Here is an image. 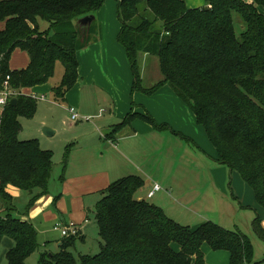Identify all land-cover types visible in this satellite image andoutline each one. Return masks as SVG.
Returning <instances> with one entry per match:
<instances>
[{
  "label": "trees",
  "instance_id": "trees-1",
  "mask_svg": "<svg viewBox=\"0 0 264 264\" xmlns=\"http://www.w3.org/2000/svg\"><path fill=\"white\" fill-rule=\"evenodd\" d=\"M105 1L0 0V22L5 24L0 30V87L8 76L11 88L19 91L44 84L60 61L64 74L52 91L64 99L77 83V52L89 44L96 20L85 30L81 19L96 15ZM117 14L118 41L133 74L132 93L151 94L169 84L203 126L216 149L214 160L239 172L264 208V0H206L199 7H189L185 0H117ZM40 20L50 23L48 30L41 31ZM158 21L162 28L156 30ZM16 49L28 53L27 67L12 68ZM143 54L159 57L163 75L146 89L140 73ZM14 98L17 103L10 99L0 114V246L4 237H11L15 244L6 254V264H26L39 247L38 231L18 214L9 188L30 193L29 209L48 192L54 152L42 148L38 139L19 137L20 118L32 117L38 100L23 93ZM136 118L159 130L170 127L148 111L132 109L107 137L118 138L124 128H133ZM144 184L141 176L127 175L101 191L104 196L95 205L102 240L99 253L75 255L69 248L76 236L64 237L61 250L41 254L39 264H205L204 243L229 251L230 264H259L247 234L214 221L197 228L183 225L163 208L137 197ZM253 227L264 240L259 215Z\"/></svg>",
  "mask_w": 264,
  "mask_h": 264
},
{
  "label": "rangeland",
  "instance_id": "rangeland-1",
  "mask_svg": "<svg viewBox=\"0 0 264 264\" xmlns=\"http://www.w3.org/2000/svg\"><path fill=\"white\" fill-rule=\"evenodd\" d=\"M105 6H107L108 10L112 12V19L114 17L118 23L117 0H107L104 7ZM147 14L151 18L153 17L150 11L147 12ZM108 15L109 13H105L104 21H106L107 25H111L110 20L107 18ZM238 18V15H235L234 24L236 32L241 31V23ZM44 21L45 20H42V22ZM99 21V19L96 20L93 28L96 24H100V22L105 25V23ZM4 27L5 25L0 22V30ZM161 28L162 22L158 21L154 26V29L159 30ZM119 32L116 34V42L122 50L121 54L123 59L120 57L119 60L115 59V61L119 64L118 67H120L121 70H124V68L120 66L123 64V60L127 62V68L130 74V78H128V80H126L123 75L121 78L122 81H119L120 86H118L117 80L111 78V80H107L108 85L106 86H108V90L96 85L94 92L91 94L86 92L87 94L84 95V102L89 108H91V110L90 113L82 114L81 109L77 108L74 103L70 101V104L67 98H57L52 91L54 86L59 85L64 74V66L62 62L57 61L54 75L43 84L47 85L48 91H40L37 93L38 102L36 112L32 117L22 116L20 118L22 130L19 137L21 139H38L42 148L51 149L54 152V167L48 186V198H51L50 196H54V194L58 195L62 191L61 187L63 183L61 181V175L65 174L64 166L66 163L71 160V162H73L72 168L77 169L86 165V161L93 159L92 157L95 156V152L93 147H90V140L96 136H101V130L98 128V125L103 126L107 124V128L109 129L108 133H111L113 130V126L111 125L122 120L121 118H117L115 114L109 110V108L113 109V103H116L121 94L123 92L126 93L129 88V102L132 101L133 96L137 95L142 97L144 101L149 98L150 104L153 106L155 111L160 112L161 115L163 112L167 119H170L173 123L187 127V131H189L182 134L181 132L175 130V128L169 124L170 122H167L169 126L174 129V132H176L173 133L171 129H167L168 134H172L173 136L170 139L171 145L174 144V150L172 151L173 154L175 153L177 157H180L181 164L191 166L195 168L194 170L199 171L198 175L202 178V181L198 182L200 186L196 189L198 194L196 201L193 203L195 206L191 204V207L194 206L198 210L199 214H203L201 218L204 220H197L194 218V214L189 213V218H185V220H182L183 222L179 223L189 225L193 228V225L196 223L202 224L206 221H214L225 228H238L251 238L255 249L254 260L259 261V264H264V240L259 237L253 227L254 219L260 213L262 214V212L258 210V213L256 214L257 211L255 212L253 207H249L248 209L240 208L239 202L237 199L233 198L231 193L233 191V172H231L226 165L219 164L214 160L216 157V149L208 139L204 128L195 122L193 110H191L188 104L180 99L176 93H174L169 84L161 86L157 91L151 94L143 90L134 91L133 94L130 93L131 86L133 85V75L130 69V63L128 62V56L123 48L124 46L118 43ZM109 41L111 42V40ZM26 56L27 54L25 51L18 49L15 53V61L14 63L12 61L11 65L14 67L27 65L25 64L27 59ZM140 64L142 66L140 72L142 85L145 89L154 86L163 79L158 56L151 54L146 56V54H143L141 56ZM126 83H128L130 87H127ZM166 88H170L173 94L167 91ZM18 92L19 93L16 96L21 94L19 90ZM42 95H44V97H42ZM97 103L98 105H96ZM71 106L76 108V112L79 115L77 120H73L71 118V113L69 111ZM132 109L140 110L143 113L148 111L144 104L141 106L139 104H135L134 102L131 104V110ZM2 110L3 107L0 106V114ZM131 110H129V112ZM164 122L166 123L165 120L163 123ZM44 126L49 127L52 130H56V134L51 137H46L42 132V128ZM66 153L67 155H65ZM65 157H67V161ZM196 167H198V169H196ZM221 168L224 169L225 178L223 176V172L220 173V171L223 170ZM70 171H72V169H70L69 172ZM215 179L218 183L224 181V188H226L225 191L219 190L216 187V190L212 188L214 184L211 183V180L215 182ZM241 182L244 184V180L242 178ZM215 186H217L216 183ZM211 189L217 192H212ZM218 191L225 193V195L220 194L218 196ZM103 196L104 194L102 192H96L85 196V203L87 206H90V209L87 210L90 223L85 229V240H81V235L76 236L75 245L69 248V251L73 252L75 255H95L99 253L101 249L102 240L99 236L95 205ZM30 197V193L22 189H20L18 193H15L13 197L14 204L19 211L18 214H22L21 216L27 215L29 210L27 205ZM218 198H221L222 201H218ZM153 199H156V197ZM240 209L245 211H240ZM207 217L208 219L205 220ZM260 219L262 222V216H260ZM33 223L38 231L39 247L27 258L26 264H39L40 256L43 253L52 254L59 252L61 250L59 243L60 240L63 239L61 231L54 228L55 224H53V222H49L47 228H44L45 226H42L40 224L41 221L37 218ZM6 240H10L12 243L13 239H7L4 237L0 246V264L7 263L6 254L10 248H7ZM251 264H256V262H252Z\"/></svg>",
  "mask_w": 264,
  "mask_h": 264
},
{
  "label": "crops",
  "instance_id": "crops-1",
  "mask_svg": "<svg viewBox=\"0 0 264 264\" xmlns=\"http://www.w3.org/2000/svg\"><path fill=\"white\" fill-rule=\"evenodd\" d=\"M185 1L189 7L203 6L206 2V0ZM246 1L253 2L254 0ZM105 3L95 15L96 20L99 19L105 23V25L99 21L100 24H96L93 28L94 23L92 26L93 30L90 35L91 40L89 44L77 52L79 61V78L75 86L65 96L69 103L71 101L75 106H77V108L81 109L82 114L90 113L91 110V108H89L84 102V95L87 94L86 92H88V94L94 92L96 85L107 89V80H111V78L117 80L118 86H120L119 81H122L121 78L123 75L126 80L130 78L127 62L123 60V64L120 63V66L124 68V70H121V68L118 67L119 64L115 61V59L119 60L120 57L123 59L121 54L122 50L116 42V34L121 28V22L119 18L118 23L114 17L112 19V12L108 10L107 6L104 7ZM105 13H109L107 18L110 20L111 25H107L106 21H104ZM1 23L4 24V22ZM39 26L41 31H45L49 29L50 23L48 21L42 22V20H40ZM109 40H111V42ZM123 48L125 49V47ZM17 50L18 49H16L12 54L11 64L12 61L13 63L15 61L14 57ZM25 53L27 54L25 64L28 65L30 57L27 52ZM147 55L148 54H146V56ZM27 65H22L20 67L11 66L14 69L25 68ZM126 86L130 87L128 83H126ZM166 89L173 94L170 88ZM40 91H48L47 85H35L32 88L22 89L20 93L37 95ZM130 93L133 94L132 86ZM128 98L129 88L126 93L123 92L121 94L116 103H113L114 108H109V110H111L117 118H121L123 120L129 113V110H131V104L134 102L135 104H139L141 106L144 104L148 112L159 124H163V121L165 120L167 125L171 124L175 130L181 132L182 134H185L187 131V127L173 123L170 119L166 118V115L163 112L161 115L160 112L155 111L153 106L150 104L149 98L148 100H145L146 102L138 95L133 96L131 102H129ZM96 105H98V103ZM136 111L142 112L140 110ZM194 119L197 123L195 116ZM167 122L170 123L168 124ZM171 126L159 130L147 121L141 118H136L133 122V128H124L122 133L119 136L117 135L118 138H109L107 137V132L109 131L107 128L108 125H98V128L101 130V136H96L90 140V147H93L95 152V156L92 157L93 159L86 161V165L77 169L72 168L73 162H71V160L66 163L67 166H64L66 175H61V181L63 183L61 187L62 191L58 195L54 194V196L51 195V198H48V190L46 193L47 195L45 194L39 197L29 208L27 215H23L22 218L28 219L31 222H34L37 218L41 221L40 224L45 226L44 228H47L49 222H53V224L56 225L58 222L68 223L70 221H75L81 225V231L78 236L81 235V240L84 241L86 238L85 229L90 223L87 212V210L90 209V206L86 205L85 196L101 192L113 181L121 177L127 175H139L145 182L143 188L137 193V197L139 199H146L150 202L153 201L152 203L163 208L169 217L178 222H183L182 220L189 218V213L194 214V218L197 220H204L201 218L203 214H199L193 204L197 199L196 197L198 193L196 192V189L200 186L198 182L202 181V178L198 175L199 171L194 170L195 168L191 166L181 164L180 157H177L175 153L173 154L172 151L174 150V144L171 145L170 143V139L173 136L172 134H168L167 129H171L173 133L176 132H174V129ZM56 132L57 131L54 130V133L50 136H47L44 133L43 134L46 137H51L54 136ZM70 169H72V171L69 172ZM196 169H198V167H196ZM222 172L225 178L224 169L220 171V173ZM241 178L242 177L239 172H233L232 196L234 199H237L240 208L248 209L249 207H253L255 212L257 211L256 214L258 213V210L262 212V214L260 213L261 215H259L262 216L261 223L264 227V208L259 206L253 190L245 182L243 184L241 182ZM211 181V183L214 184L212 187L214 190H216V188L219 190H226V188H224V181L221 183H218L216 179L215 182L213 180ZM155 183L160 184L162 189L157 191L152 198H149L148 192L153 188ZM215 183L217 186H215ZM9 189L13 197L15 193L20 191V188L16 186H11ZM211 191L217 192L212 189ZM217 194L218 196L220 194L225 195V193L219 191ZM154 197H156V199H153ZM218 199V201H222L221 198ZM191 204L194 206L191 207ZM243 209H240V211H245ZM207 219L208 217L205 218V220ZM200 224H194L193 228L199 227ZM5 238L10 239L11 237L6 236ZM6 241L8 249L13 247L15 244L14 240H12V243L10 240ZM61 241L62 239L59 243L60 246L62 243ZM176 248L178 249V246H176ZM202 249L205 253V264H230L231 255L229 251L214 250L208 243H204Z\"/></svg>",
  "mask_w": 264,
  "mask_h": 264
},
{
  "label": "built area",
  "instance_id": "built-area-1",
  "mask_svg": "<svg viewBox=\"0 0 264 264\" xmlns=\"http://www.w3.org/2000/svg\"><path fill=\"white\" fill-rule=\"evenodd\" d=\"M18 93L19 92L17 89L11 88L9 84V76H8L7 79L3 83V87H0V105L2 107H5L8 104L9 100L14 98ZM32 96L35 98L38 97L35 94H33ZM42 97H44V95H42ZM69 111L71 113V118L73 120H77L79 115L76 112V108L71 106L69 108ZM161 189H162V186L158 183H155L153 188L148 192V197L152 198L156 194V192ZM55 229L60 230L61 235L65 238L71 237V236L75 237L79 235L81 231V225L75 221H70L68 223L58 222L55 225Z\"/></svg>",
  "mask_w": 264,
  "mask_h": 264
},
{
  "label": "water",
  "instance_id": "water-1",
  "mask_svg": "<svg viewBox=\"0 0 264 264\" xmlns=\"http://www.w3.org/2000/svg\"><path fill=\"white\" fill-rule=\"evenodd\" d=\"M95 19V15H88L81 19V23L84 26V29L87 30L89 26L91 25L92 21ZM17 103L16 98L11 99V104L15 105ZM42 131L45 135L50 136L54 133V130H52L49 127L44 126L42 128Z\"/></svg>",
  "mask_w": 264,
  "mask_h": 264
}]
</instances>
